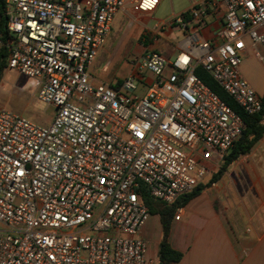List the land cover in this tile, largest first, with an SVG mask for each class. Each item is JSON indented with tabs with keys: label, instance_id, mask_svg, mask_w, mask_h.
Wrapping results in <instances>:
<instances>
[{
	"label": "built area",
	"instance_id": "2783aa9c",
	"mask_svg": "<svg viewBox=\"0 0 264 264\" xmlns=\"http://www.w3.org/2000/svg\"><path fill=\"white\" fill-rule=\"evenodd\" d=\"M162 0H6L7 69L40 81L37 99L57 110L39 126L0 106V264H157L142 231L150 210L143 190L172 205L208 176L240 140L242 117L196 74L203 68L248 115L262 98L240 73L247 50L264 62V0L222 3L217 38L173 60L145 49L118 88L94 84L87 68L130 3L139 14ZM187 25L182 17L146 29ZM0 33V46L2 45ZM156 42V40H155ZM172 72L164 78L168 68ZM157 77L130 96L135 74ZM177 208L175 219L180 220Z\"/></svg>",
	"mask_w": 264,
	"mask_h": 264
},
{
	"label": "crops",
	"instance_id": "0c3cea01",
	"mask_svg": "<svg viewBox=\"0 0 264 264\" xmlns=\"http://www.w3.org/2000/svg\"><path fill=\"white\" fill-rule=\"evenodd\" d=\"M203 1L187 0L185 7L178 11L174 9L171 17L161 20L169 21L182 17L187 28L183 31L180 26V35H177L175 44L167 42L168 45H173V51L168 53L169 55L164 53L168 46L152 50L173 60L180 52L194 50L195 39L199 42L215 40L226 22V8L222 3H209L204 13H199L196 18L189 11L195 4ZM154 13H136L129 3L126 10L114 17L107 42L87 68L94 84L110 85L116 78V23L126 15H131L135 21L146 19L147 29ZM173 34V27L154 34L150 41L146 42L148 44L142 52L145 49L151 50V44H155L159 37L163 36L168 40ZM142 52L140 50L136 54L140 55ZM8 72L9 69H5L0 84L4 83ZM240 73L263 99L264 62L258 59L253 50L249 49L244 54ZM131 74H134V68ZM33 81L30 92L31 96L37 99L40 81ZM155 82L156 80L151 78L145 79V94ZM50 122L52 123V120ZM262 124L264 125V120ZM223 163L224 159L208 162V176L199 185L203 190L186 205L177 207L182 209L180 220H176L175 216L172 218L169 242L175 250L183 254L178 264H264V134L249 153L235 160L214 180ZM162 234L160 215L150 213L141 235L148 244L149 258L155 261L158 260Z\"/></svg>",
	"mask_w": 264,
	"mask_h": 264
},
{
	"label": "rangeland",
	"instance_id": "374dc122",
	"mask_svg": "<svg viewBox=\"0 0 264 264\" xmlns=\"http://www.w3.org/2000/svg\"><path fill=\"white\" fill-rule=\"evenodd\" d=\"M187 0H162L158 9L151 16L147 28L153 29L158 21L171 17L174 9L178 11L185 7ZM146 19L137 20L131 15H126L116 23V78L112 80L110 86L118 88L119 85L132 73L133 64L136 58L143 52V48L148 43H143L142 38L146 31ZM174 34L166 40L163 36L159 37L155 44H151L149 49H159L161 46L167 47L164 52L166 55L173 51V45L177 42V35H180V26H173ZM200 36V35H199ZM172 42L169 45L167 42ZM141 50V54L136 53ZM169 51V52H168ZM168 67L162 76L164 78L172 72ZM157 80V77L144 70L135 74L136 90L130 96L143 97L146 92L145 79ZM205 83V82H204ZM34 81L18 72L9 70L5 76V81L0 84V106L8 112L23 116L39 126H49L51 120L56 115L54 106L42 103L31 96L30 90L33 88ZM206 84V83H205ZM207 85V84H206Z\"/></svg>",
	"mask_w": 264,
	"mask_h": 264
},
{
	"label": "trees",
	"instance_id": "16d2710c",
	"mask_svg": "<svg viewBox=\"0 0 264 264\" xmlns=\"http://www.w3.org/2000/svg\"><path fill=\"white\" fill-rule=\"evenodd\" d=\"M6 0H0V33L2 35V45L0 46V78L3 72L7 69V57L9 50V41L13 38L7 28L8 17L5 14ZM187 20V13L184 14ZM150 41V40H149ZM196 74L236 113H238L246 128L240 140L235 144L229 155L224 158L223 166L214 177L218 179L227 167L230 166L239 157L249 153L253 146L261 139L264 134V97L262 99V112L257 115H248L234 101V99L201 67L197 68ZM203 190L202 186H198L193 192L182 196L183 198L176 201L172 205H166L150 197L143 190L142 201L152 214H159L162 221L163 234L159 244L157 264H178L182 260L183 254L175 250L169 242V234L172 218L175 216L177 207L186 205L191 199L196 197Z\"/></svg>",
	"mask_w": 264,
	"mask_h": 264
}]
</instances>
